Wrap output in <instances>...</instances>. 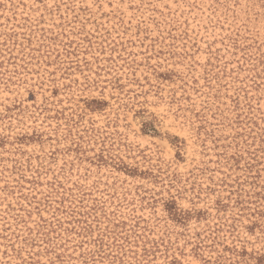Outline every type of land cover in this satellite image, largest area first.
I'll return each mask as SVG.
<instances>
[{
    "label": "rangeland",
    "instance_id": "obj_1",
    "mask_svg": "<svg viewBox=\"0 0 264 264\" xmlns=\"http://www.w3.org/2000/svg\"><path fill=\"white\" fill-rule=\"evenodd\" d=\"M0 264H264V0H0Z\"/></svg>",
    "mask_w": 264,
    "mask_h": 264
}]
</instances>
